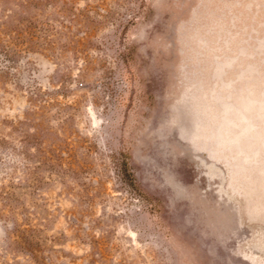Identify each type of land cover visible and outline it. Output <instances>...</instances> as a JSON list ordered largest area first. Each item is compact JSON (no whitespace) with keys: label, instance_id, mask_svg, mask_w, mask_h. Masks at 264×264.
Masks as SVG:
<instances>
[{"label":"rangeland","instance_id":"rangeland-1","mask_svg":"<svg viewBox=\"0 0 264 264\" xmlns=\"http://www.w3.org/2000/svg\"><path fill=\"white\" fill-rule=\"evenodd\" d=\"M0 264H264V0H0Z\"/></svg>","mask_w":264,"mask_h":264}]
</instances>
